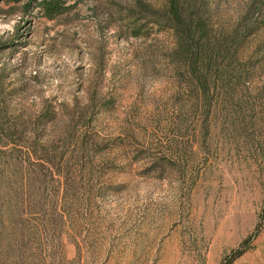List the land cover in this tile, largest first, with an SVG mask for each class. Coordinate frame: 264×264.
Instances as JSON below:
<instances>
[{
    "label": "rangeland",
    "instance_id": "374dc122",
    "mask_svg": "<svg viewBox=\"0 0 264 264\" xmlns=\"http://www.w3.org/2000/svg\"><path fill=\"white\" fill-rule=\"evenodd\" d=\"M0 264H264V0H0Z\"/></svg>",
    "mask_w": 264,
    "mask_h": 264
},
{
    "label": "trees",
    "instance_id": "16d2710c",
    "mask_svg": "<svg viewBox=\"0 0 264 264\" xmlns=\"http://www.w3.org/2000/svg\"><path fill=\"white\" fill-rule=\"evenodd\" d=\"M191 27H186V29L180 33L181 30H179V32H177L178 35H180L179 37V40H181V42L175 47V50L177 52H179V55H185V60L184 62L182 63L184 66L188 67L187 68H190V66H192V70H194L195 72H197V70L200 72L201 70L203 71V69H207V71H209L211 69V65H208L210 63L211 60H213V58H208V60H205L204 58L200 61H197V62H193V60L191 62H187V57H189V55H192L194 54V52L196 53H199L200 49H201V43L200 41L203 39L204 35L200 36L198 38V41H196L195 39L197 38V32H194L193 30H190ZM195 36V37H194ZM201 58V56H200ZM229 70V69H227ZM200 84L202 86H199L203 89H212L213 86L210 85V83L208 82V77L205 76V78L203 77L201 80H200ZM246 250V246H244V248L238 252V254H236L234 256V258H238L239 256H241L244 251Z\"/></svg>",
    "mask_w": 264,
    "mask_h": 264
}]
</instances>
